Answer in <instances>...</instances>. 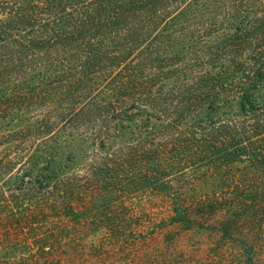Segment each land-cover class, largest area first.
I'll return each instance as SVG.
<instances>
[{
  "label": "trees",
  "instance_id": "1",
  "mask_svg": "<svg viewBox=\"0 0 264 264\" xmlns=\"http://www.w3.org/2000/svg\"><path fill=\"white\" fill-rule=\"evenodd\" d=\"M0 264H264V0H0Z\"/></svg>",
  "mask_w": 264,
  "mask_h": 264
}]
</instances>
